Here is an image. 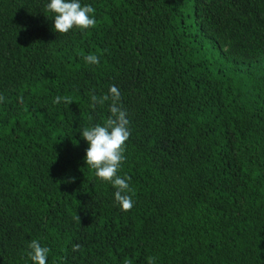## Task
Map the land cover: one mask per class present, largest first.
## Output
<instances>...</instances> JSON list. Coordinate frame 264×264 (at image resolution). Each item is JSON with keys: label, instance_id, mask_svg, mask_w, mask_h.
Wrapping results in <instances>:
<instances>
[{"label": "trees", "instance_id": "1", "mask_svg": "<svg viewBox=\"0 0 264 264\" xmlns=\"http://www.w3.org/2000/svg\"><path fill=\"white\" fill-rule=\"evenodd\" d=\"M81 2L95 26L59 34L46 0H0V264L32 239L47 264H264V0ZM112 85L127 211L78 132Z\"/></svg>", "mask_w": 264, "mask_h": 264}, {"label": "clouds", "instance_id": "2", "mask_svg": "<svg viewBox=\"0 0 264 264\" xmlns=\"http://www.w3.org/2000/svg\"><path fill=\"white\" fill-rule=\"evenodd\" d=\"M45 9L51 14L52 30L59 34L68 33L74 27L81 30L89 29L96 24L93 7L87 3L82 4L81 0H46ZM84 61L96 65L99 63V58L96 54H88L84 56ZM89 99L90 107L110 101L108 106L110 115L101 123L78 130L80 137L87 144L83 160L94 170L97 178L112 185L114 202L121 210L127 211L133 207L134 201L130 195L132 190L129 186V178L118 174L124 160V144L129 137L127 113L119 103L120 91L112 85L109 86L106 94L100 97L93 94ZM3 100L4 97L0 95V102ZM62 100L69 103L67 98L60 96L55 97L53 103H60ZM27 248L29 249L27 256L31 264H47L50 252L47 246H42L36 239H32ZM79 249V244L72 246L73 252ZM125 264L130 262L126 260ZM149 264H152L151 260Z\"/></svg>", "mask_w": 264, "mask_h": 264}]
</instances>
